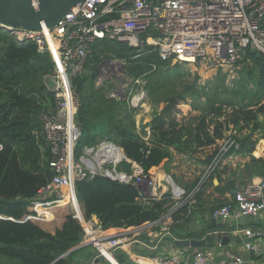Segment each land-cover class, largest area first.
I'll use <instances>...</instances> for the list:
<instances>
[{"label":"trees","instance_id":"16d2710c","mask_svg":"<svg viewBox=\"0 0 264 264\" xmlns=\"http://www.w3.org/2000/svg\"><path fill=\"white\" fill-rule=\"evenodd\" d=\"M137 53L135 48L107 39L97 40L91 46L85 73L72 80L79 96L74 121L80 136L75 156L86 146L108 140L119 146L127 159L148 172L164 159H170L171 148L177 153L193 155L220 139L233 141L227 149L229 153H252L258 138L264 136V53L246 48L229 85L226 73L218 70L203 85L194 82L173 94L162 88L171 72L176 71L171 66L178 63L171 65L150 53L135 56ZM109 58L125 59L130 77L147 79L145 88L150 101L163 102V107L145 125L152 134L148 143L136 131L134 108L127 99L108 97L105 85H95L99 62ZM52 68L48 53H38L33 42L19 41L0 28V82L8 79L20 86L19 91L10 89L7 97L0 96V256L13 264H65L69 255L89 247L85 245L66 254L82 243L81 226L71 215L66 216L54 233L29 219L24 220L28 199L53 176L49 166L52 155L39 134L38 118L40 112L53 105V95L41 81ZM180 102L189 103L198 115L185 123L177 121ZM228 130H236V133L226 135ZM256 131L259 135L253 138ZM262 140L264 138L260 140L259 149ZM217 150L206 158V163H212ZM118 169L131 173V164L123 160ZM243 172L242 186L253 177L264 178V158L250 155ZM75 189L86 217L95 215L110 233L154 223L172 204L166 197L143 204L139 200V186L102 175L77 181ZM235 189L236 181L232 180L225 183L222 191ZM187 211L186 204L176 208L174 220L185 221ZM172 233L179 236L175 229Z\"/></svg>","mask_w":264,"mask_h":264},{"label":"built area","instance_id":"2783aa9c","mask_svg":"<svg viewBox=\"0 0 264 264\" xmlns=\"http://www.w3.org/2000/svg\"><path fill=\"white\" fill-rule=\"evenodd\" d=\"M263 21L264 0H83L55 24L42 23L38 30L0 24V28L9 31L17 40L33 42L37 52L48 53L53 62L52 71L43 76V85L53 95V105L38 116L39 134L52 155L49 166L53 176L28 199V211L37 214L54 206L68 205L69 214L82 229L80 245L92 246L94 259L102 255L105 261L113 264L114 250L126 242L131 230L110 233L92 216L86 217L76 195L77 181L102 175L121 183H133L141 190L139 200L143 204L166 197L172 203L169 210L183 205L190 195L185 197L179 186V194L173 187L167 192L169 195L160 193L156 176L150 171L144 172L139 164L126 158L119 146L108 140L86 146L79 156H75L80 136L74 121L79 96L72 80L85 73L91 46L101 39L117 41L137 49L135 56L150 53L171 65L198 63L209 72L220 70L235 75L237 62L246 48L264 53ZM127 64L122 58L105 59L100 63L96 83L103 85L104 79H121L115 88L107 91L108 97L122 99V96L126 97L131 82H141V78L128 76ZM143 95L142 91L137 102L136 96L133 97L131 105H138ZM232 144L230 138L224 139L219 153H224ZM118 149L121 156L116 157L114 151ZM100 150L102 153L99 154ZM123 160L131 164V173L116 168ZM213 161L208 171L217 164ZM168 179L166 176L167 184ZM263 210L264 178H255L241 186L233 199L214 208L212 216L225 221L255 216ZM255 234L251 229L245 230L247 237ZM245 247L256 249L251 242H245ZM155 248L145 260L134 264H244V259L229 249H224L218 259L211 247L198 248L186 260L185 255L176 249L167 252Z\"/></svg>","mask_w":264,"mask_h":264},{"label":"crops","instance_id":"0c3cea01","mask_svg":"<svg viewBox=\"0 0 264 264\" xmlns=\"http://www.w3.org/2000/svg\"><path fill=\"white\" fill-rule=\"evenodd\" d=\"M177 108L179 111L181 106L180 108L179 106ZM182 112L187 114L186 111ZM154 115L155 114H153L151 118ZM151 118L148 120V122L151 120ZM187 118L188 117L185 116V119ZM176 120L184 123L187 122L186 120L180 121L177 115ZM148 122L144 123V125L139 128L138 132L141 136L144 135L147 137L144 138L142 136L147 143L149 139L152 138L150 129L145 126ZM245 131L246 130H244V132ZM233 132L236 133V130ZM258 135L259 131H256L253 135V138H256ZM262 138H264V136ZM262 138H258L257 144L250 154L256 158H264V146H261L260 150L258 148ZM222 144V139L217 140L215 144L203 147L199 150V152L193 154L191 157H188L190 159L195 157L197 167L191 169L194 171V173L188 174L186 178H181V181L179 184H177L181 189H183L185 197L190 195V197H188V199H190H187V202L184 203L188 208V217L186 220H174L173 212L175 210L168 209L169 212H167V210L166 213L160 217V219L152 223L151 226H144L138 231L131 230L127 234L126 242L120 245L113 252V256L119 264L120 262L118 260H120L122 264H134L136 261L145 260L148 255L154 252V246H156L155 249L157 250L167 252L175 250L176 248L170 245V240L166 237L169 234L171 235L172 229H175L178 232V235L181 237H203L204 227L207 222V218L203 215V213L212 212L214 208L225 203V201L233 199V194L235 195V192L242 186L241 181L245 180L243 168L244 165L248 163L250 158V155L248 154L242 155L236 151L229 153V150H226L227 152L225 151L224 153L220 154L219 149ZM216 150L218 153L216 152L217 154L215 155L214 160L215 163L218 164L215 170H211V172L208 171V166L211 162L206 163V158ZM171 152L172 156L170 159H164L158 166L152 167L149 170L150 173L156 176L160 193H167L169 191V187L171 188V186L165 181L166 176L174 177L172 170H175V174H177L179 171L177 166H174L173 164L178 163L179 160H182L187 156L185 154L177 153L172 148ZM218 154L220 155L218 156ZM185 165H187V167L190 165L194 166V163L186 162ZM185 165L181 164L182 168L185 169ZM159 168L161 171L157 170ZM195 170L197 171L195 172ZM255 178L260 177H253V179ZM232 180L236 181V189L232 191H222L225 183ZM168 203H170V201ZM69 213L70 210L68 205H59L51 207L42 213L38 211L37 214L35 212L31 213V211H28L24 216V220L30 219L48 232L54 233L56 229L62 226L66 216L70 215ZM92 217L94 220L98 221L95 215H92ZM216 223L217 225L215 227L211 226L210 229L213 230L220 228L229 236L228 244L224 247L220 246L216 242H214L212 246H206L211 247L216 252L218 258L223 255L224 249H229L240 255L244 259V264H257L258 262L264 263V211L261 214L255 216L230 218L225 221L216 220ZM246 229H251L256 233L253 240L251 241V243L256 247L255 250L246 249L245 247V241L242 237H247L245 235ZM84 246L85 245H79L71 251ZM88 246L90 247V245ZM89 247L81 248L80 250H77L73 254L69 255L68 261L65 264H109L105 260L96 262L92 252V249L94 248L92 246V249ZM196 249L198 248L190 247L176 250L183 253L185 255V259L189 260ZM71 251L67 252L66 254L70 253Z\"/></svg>","mask_w":264,"mask_h":264},{"label":"rangeland","instance_id":"374dc122","mask_svg":"<svg viewBox=\"0 0 264 264\" xmlns=\"http://www.w3.org/2000/svg\"><path fill=\"white\" fill-rule=\"evenodd\" d=\"M109 59H112V58H109ZM103 60H105V59H103ZM101 62H99L97 70H96V78L94 81L96 86H102V85H100V83L99 84L96 83L97 72H98L99 65ZM171 67L173 68V70L176 69V71L171 72V74L168 76V78L165 82L164 87L162 88V91H166L169 94L177 93L179 90L180 91L182 90L184 85H192L194 82L199 84V85H203L207 80L211 79L215 75L214 71L209 72V71L205 70L198 63H195V64H188V63L184 64L183 63V64H178V66H171ZM226 76H227L226 77V83L229 85L230 81L235 77V75H229V74L227 75L226 74ZM130 78H132V77H130ZM141 79L142 80L139 84H137L135 82H131L128 85L129 88L127 89L126 97L124 98V99H127L129 106L134 108V117L136 119L135 127H136V131L138 130L137 132H139V128L142 125H144V123L148 122V120L151 118V116L153 114L158 112L163 107V102H160L158 104H154L152 101H150V99L147 95L146 88H145V85L147 83V79H144V78H141ZM41 81L43 83V77H42ZM120 82H121V79L118 80L116 78H113L112 80L111 79H107V80L104 79L102 84L105 85V88L108 91L109 89H111L113 87L115 88L116 84H119ZM10 89L19 91L20 86L14 85L13 82L8 80V79L4 80L3 82H0V96H2V97L6 96L7 97V94L10 91ZM142 91L144 92V95H143L142 99L140 100V103L138 105H136L135 107H133L131 105V99L135 96L139 97L138 95H140L142 93ZM178 106H179V108L181 106V108L177 112L178 114L176 113V115H177V117H179L180 121L186 120L188 122L190 118L198 115V113H199L198 111L192 110L189 103L180 102L177 105V107ZM182 111H186L187 114H184ZM184 115L187 116L188 118L185 119ZM180 117H182V118H180ZM231 133H233V131H231V130H228L225 132L226 135L231 134ZM142 136L144 138H147L144 135H142ZM263 141L264 140H262L261 142H263ZM219 155L220 154H218V156ZM191 156L192 155H187L186 158H183L182 160H179L178 163L173 164L174 166H177V168L179 169L177 174H175L176 173L175 170H172L174 177H171V178L174 180L176 185L179 184V182L181 181V178H186L188 176V174L194 173V171H192L191 169L197 167V165H196L197 162H196L195 157L193 159L188 158ZM186 162L187 163L188 162L194 163V166L190 165L187 167V165H185ZM181 164L185 165V169L182 168ZM118 165L116 167L117 169H118ZM108 167L110 168V167H112V165H108ZM157 170L161 171L160 168ZM196 171L197 170H195V172ZM169 190H171L170 187H169ZM13 263H14L13 261L6 260L5 258H2L0 256V264H13Z\"/></svg>","mask_w":264,"mask_h":264},{"label":"water","instance_id":"95a60500","mask_svg":"<svg viewBox=\"0 0 264 264\" xmlns=\"http://www.w3.org/2000/svg\"><path fill=\"white\" fill-rule=\"evenodd\" d=\"M82 1L83 0H0V24L13 28L38 30L42 23L48 26L55 24L61 17ZM124 98L125 96H122V99ZM168 178L172 185L178 187L170 176H168ZM203 215L207 218L203 237L185 238L171 233V235L169 234L166 236L167 239L170 240V245L176 249L190 247L203 248L212 246L214 242L219 243L220 246H226L229 241L228 234L224 233L220 228L210 229L211 226L215 227L217 225L216 219L212 216V212H204ZM242 238L245 242H251L254 236H244ZM220 258L221 257L218 259ZM95 261H104V257L99 255L95 258Z\"/></svg>","mask_w":264,"mask_h":264},{"label":"bare ground","instance_id":"6f19581e","mask_svg":"<svg viewBox=\"0 0 264 264\" xmlns=\"http://www.w3.org/2000/svg\"><path fill=\"white\" fill-rule=\"evenodd\" d=\"M139 99H140V97H136V98H135V101L137 102ZM261 146H262V147L264 146V141L261 142ZM259 150H260V149H259ZM100 153H102L101 150H100L99 154H100ZM114 154H115L116 157L121 156V152H120L119 149H118V150H115V151H114ZM165 179H166V178H165ZM165 181H166V180H165ZM168 182H169V184L171 185V181H170V179H168ZM171 187H173V189H174V191H175L176 194H179V193H180V191H181L180 188L175 187L174 185H173V186L171 185ZM111 259H112L113 264H119L114 258L111 257Z\"/></svg>","mask_w":264,"mask_h":264}]
</instances>
